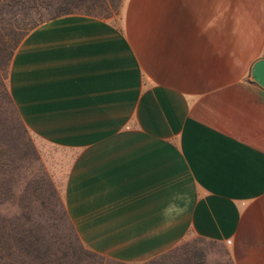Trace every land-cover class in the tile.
I'll return each instance as SVG.
<instances>
[{
    "label": "crops",
    "instance_id": "0c3cea01",
    "mask_svg": "<svg viewBox=\"0 0 264 264\" xmlns=\"http://www.w3.org/2000/svg\"><path fill=\"white\" fill-rule=\"evenodd\" d=\"M264 0H124L41 24L12 59L26 128L69 154L83 244L140 263L185 240L264 264Z\"/></svg>",
    "mask_w": 264,
    "mask_h": 264
},
{
    "label": "trees",
    "instance_id": "16d2710c",
    "mask_svg": "<svg viewBox=\"0 0 264 264\" xmlns=\"http://www.w3.org/2000/svg\"><path fill=\"white\" fill-rule=\"evenodd\" d=\"M123 1L124 0H0V85L14 108L13 113L15 115V121L17 120V126L15 127L0 121V185L3 187V190L0 189V202L16 196V193L12 189L14 178L8 175L9 167L12 164L16 167L20 166V161L24 160L30 151H33L35 155L37 154L34 144L22 137L24 136L23 134H27L29 130L23 123L11 97L9 88L5 83V80L8 79L9 68L15 51L31 30L45 22L73 14L98 17L90 10L93 4H98L105 9L113 7L116 10V8L119 9L121 7ZM16 18H20V21L30 20V23L22 28L20 25L17 27L12 23ZM6 186L7 189H5ZM8 186H11V189ZM62 206L64 207V213L69 221L73 238L83 250L87 251L93 257L128 264L107 258L92 250L84 248L85 246L78 236L63 203ZM51 231H53L51 227L48 229L44 227L39 229L32 228L28 222H26V224L22 222L11 229L8 225L2 223L0 225V264H91L79 259V256L74 251L72 242L65 244V242H62L58 237L53 235ZM199 239L211 242L202 238ZM163 255H166V253L160 256ZM156 260L157 257L152 258L149 260L150 263L148 264ZM189 264H194V261H191Z\"/></svg>",
    "mask_w": 264,
    "mask_h": 264
},
{
    "label": "rangeland",
    "instance_id": "374dc122",
    "mask_svg": "<svg viewBox=\"0 0 264 264\" xmlns=\"http://www.w3.org/2000/svg\"><path fill=\"white\" fill-rule=\"evenodd\" d=\"M123 3L116 10L113 7L105 9L98 4H93L90 10L100 18L117 20L120 17ZM19 19L16 18L12 21L17 27L20 25L22 28L30 23V20L20 21ZM5 83L8 87V79L5 80ZM13 111L14 108L0 85V121L12 125V127L17 126ZM23 135V138L34 144L37 154L30 151L25 159L20 161V166L16 167L12 164L9 167L8 175L14 178L12 189L16 196L0 202V225L5 223L11 229L22 222L24 224L28 222L32 228L44 227L48 229L51 227L52 234L59 240L65 244L73 243L74 251L80 260L91 264H123L91 256L73 238L69 221L62 206V203L65 205L62 185L68 167V152L60 148L42 145L30 131ZM8 187L11 189V186ZM0 189L3 190L1 185ZM84 248L90 250L86 246ZM191 261H194V264H233L229 250L225 245L206 242L197 237L183 241L166 252V255L158 256L157 260L151 264H189ZM148 263H150L149 260L134 264Z\"/></svg>",
    "mask_w": 264,
    "mask_h": 264
},
{
    "label": "water",
    "instance_id": "95a60500",
    "mask_svg": "<svg viewBox=\"0 0 264 264\" xmlns=\"http://www.w3.org/2000/svg\"><path fill=\"white\" fill-rule=\"evenodd\" d=\"M252 75L254 80L264 88V60L254 65Z\"/></svg>",
    "mask_w": 264,
    "mask_h": 264
}]
</instances>
